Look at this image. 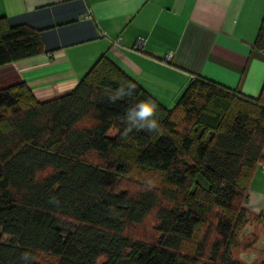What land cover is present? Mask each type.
<instances>
[{
    "label": "trees",
    "instance_id": "1",
    "mask_svg": "<svg viewBox=\"0 0 264 264\" xmlns=\"http://www.w3.org/2000/svg\"><path fill=\"white\" fill-rule=\"evenodd\" d=\"M253 45L264 50V21ZM42 50L39 29L0 16V64ZM125 82L135 91L113 103ZM263 97L264 85L250 96L197 75L168 108L105 55L46 100L24 81L0 88V264H24L25 252L30 264H242L231 245L250 252L257 240H235L237 224L246 215L264 228L245 206L262 161ZM149 98L159 132L122 136L127 110ZM129 175L139 189L118 185ZM151 213L154 237L131 234Z\"/></svg>",
    "mask_w": 264,
    "mask_h": 264
},
{
    "label": "crops",
    "instance_id": "2",
    "mask_svg": "<svg viewBox=\"0 0 264 264\" xmlns=\"http://www.w3.org/2000/svg\"><path fill=\"white\" fill-rule=\"evenodd\" d=\"M0 16L41 32L40 53L0 64V88L24 81L38 100L70 91L100 55L168 108L197 75L250 96L263 89L253 43L264 0H0ZM263 165L264 147L245 199L262 219Z\"/></svg>",
    "mask_w": 264,
    "mask_h": 264
},
{
    "label": "rangeland",
    "instance_id": "3",
    "mask_svg": "<svg viewBox=\"0 0 264 264\" xmlns=\"http://www.w3.org/2000/svg\"><path fill=\"white\" fill-rule=\"evenodd\" d=\"M89 157L95 158L94 154H89ZM140 179L136 177V175H129L121 178V180L118 182L119 186H128L130 189L136 190L141 187L140 185ZM154 223V216L153 213L149 214L142 223H139L138 225H133L129 227V231L131 234L137 237H142L145 239H150L154 237L155 231L154 227L152 226ZM58 225L63 230H72L74 227V222L70 220H61L59 221ZM249 234L254 235L256 244L257 245H263L264 243L262 240L264 239V228L263 224L260 222H256L253 219L249 218L248 216H244L240 223L237 224V227L234 231V238L237 241L242 240L245 236H248ZM261 240V241H260ZM231 256L234 260H238L242 262V264H259V262L264 259V251H260L258 256L252 259L253 255H243L242 252H248L246 248H244L242 245H231ZM40 260H45L49 262H53L55 260L54 257H52L49 254L42 253L38 257ZM252 259V261H248Z\"/></svg>",
    "mask_w": 264,
    "mask_h": 264
},
{
    "label": "clouds",
    "instance_id": "4",
    "mask_svg": "<svg viewBox=\"0 0 264 264\" xmlns=\"http://www.w3.org/2000/svg\"><path fill=\"white\" fill-rule=\"evenodd\" d=\"M134 91L135 85L133 83H122L115 94L110 97V100L114 103L125 96H131ZM157 108V104L150 98L136 102L125 114L124 123L126 126L122 136L126 137L133 129H141L149 133L159 132L160 126L156 118ZM21 259L24 264H30L33 257L25 252L22 254Z\"/></svg>",
    "mask_w": 264,
    "mask_h": 264
},
{
    "label": "built area",
    "instance_id": "5",
    "mask_svg": "<svg viewBox=\"0 0 264 264\" xmlns=\"http://www.w3.org/2000/svg\"><path fill=\"white\" fill-rule=\"evenodd\" d=\"M118 40H119V37H116L115 39H113V41H115V42H118ZM144 42H145V38L144 37H141V36L137 37L136 41L134 43V48L135 49H140L142 47V45L144 44ZM170 56H171V52H169L167 54V57H170ZM263 104H264V97H263ZM263 167H264V165H263Z\"/></svg>",
    "mask_w": 264,
    "mask_h": 264
},
{
    "label": "flooded vegetation",
    "instance_id": "6",
    "mask_svg": "<svg viewBox=\"0 0 264 264\" xmlns=\"http://www.w3.org/2000/svg\"><path fill=\"white\" fill-rule=\"evenodd\" d=\"M261 241V240H260ZM262 242L264 243V239L262 240ZM262 252V251H264V246L263 245H255V248L252 250V251H250V252H245V253H243V255H248V254H252V253H255V254H259V252Z\"/></svg>",
    "mask_w": 264,
    "mask_h": 264
}]
</instances>
